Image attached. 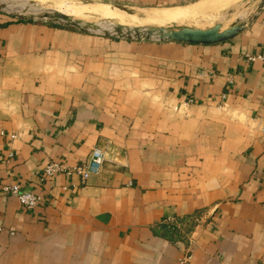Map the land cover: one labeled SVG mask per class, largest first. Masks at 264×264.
Masks as SVG:
<instances>
[{
	"label": "crops",
	"instance_id": "1",
	"mask_svg": "<svg viewBox=\"0 0 264 264\" xmlns=\"http://www.w3.org/2000/svg\"><path fill=\"white\" fill-rule=\"evenodd\" d=\"M248 53L264 54V6L214 43L94 35L0 10V264H263L264 67ZM103 145L87 180L42 177ZM7 182L42 202L24 208ZM197 211L186 231L169 227Z\"/></svg>",
	"mask_w": 264,
	"mask_h": 264
},
{
	"label": "rangeland",
	"instance_id": "2",
	"mask_svg": "<svg viewBox=\"0 0 264 264\" xmlns=\"http://www.w3.org/2000/svg\"><path fill=\"white\" fill-rule=\"evenodd\" d=\"M202 1H207L209 5L208 7H202V9H200L201 11L199 15L197 16L174 19L163 16L160 12V10L164 8H185L199 4ZM202 1L184 6L178 5L138 7L134 4L117 0H0V10L5 14L14 17L17 21L44 22L53 26H61L64 28L101 36H113L117 38H129L138 40H157L156 38H137L136 36H134V34H125L123 36L119 35L114 29V25L118 23L113 22L106 15L104 16L103 13L78 14L77 16H74V13H70V10L80 5L113 6L127 12L129 15L134 17V20H131V22L129 23L130 25L121 24L128 27L165 26L175 28L178 26H190L198 28H208L216 23H220L222 28H229L234 24L243 23L244 25L248 23L254 16V14L258 11V9L261 8L259 6L261 0H235L231 3L230 1L224 2V0ZM52 10H59L65 13L69 12L67 14H73L72 17L81 19L86 23L97 24V27L95 29L90 27L80 29L67 24L63 20L46 17L45 15L47 14V12H50ZM97 147L104 148L107 158V153H109L110 151L109 145L108 147L106 145ZM201 217H203V212L197 211L190 215V217L186 221L184 219H174L180 222V229L186 231L194 224L199 223Z\"/></svg>",
	"mask_w": 264,
	"mask_h": 264
},
{
	"label": "water",
	"instance_id": "3",
	"mask_svg": "<svg viewBox=\"0 0 264 264\" xmlns=\"http://www.w3.org/2000/svg\"><path fill=\"white\" fill-rule=\"evenodd\" d=\"M259 6H264V0H261ZM45 16L57 20H63L67 24L80 29L89 27L95 29L97 27V24L83 22L82 20L75 19L69 14L59 10H52L50 12H47ZM242 28V24H234L229 28H222L220 23H216L208 28H198L190 26H178L175 28L165 26L125 27L121 24L114 25L115 31L122 36L125 34H134V36H136L137 38H156L157 40H169L188 43H214L226 40L239 33Z\"/></svg>",
	"mask_w": 264,
	"mask_h": 264
},
{
	"label": "built area",
	"instance_id": "4",
	"mask_svg": "<svg viewBox=\"0 0 264 264\" xmlns=\"http://www.w3.org/2000/svg\"><path fill=\"white\" fill-rule=\"evenodd\" d=\"M247 59L250 61H260L264 67V54L263 53H248L246 54ZM192 102V99L189 100ZM12 139L16 138L15 133L10 134ZM8 156L11 158L14 156V152L11 150L8 152ZM106 159V151L102 147H95L91 152L90 156L86 160H82L75 165H68L66 162L61 160H53L46 164L42 170L43 178H51L56 174L63 173L67 175L77 174L83 180H87L91 175L98 174ZM2 190L6 194L14 195L18 198L21 205L26 209H34L41 202L43 197L35 192H27L22 190L21 184L17 182H7L2 185ZM168 223L174 224L176 227L181 228V224L174 218H169ZM190 238L189 234L187 235ZM190 254H186L183 260H188ZM264 264V263H263Z\"/></svg>",
	"mask_w": 264,
	"mask_h": 264
},
{
	"label": "bare ground",
	"instance_id": "5",
	"mask_svg": "<svg viewBox=\"0 0 264 264\" xmlns=\"http://www.w3.org/2000/svg\"><path fill=\"white\" fill-rule=\"evenodd\" d=\"M229 1L231 3L232 1H235V0H224V2H229ZM208 5L209 4L207 1H202L199 4H196V5L190 6V7H185V8L184 7L183 8H181V7L180 8H175V7L164 8V9L160 10V12L163 16H166L168 18H174V19H179V18H183V17L187 18L189 16L199 15V13L201 11L200 9H202V7L203 8L208 7ZM70 11H71L70 13H72V12L74 13V16H77L78 14L103 13L104 16L106 15L113 22L118 23V24H129L131 22V20H134V17L129 15L127 12H125L119 8L109 6V5H80V6H77L75 8H72ZM67 13H69V12H67ZM72 15H70V16H72ZM75 19H77V18H75ZM111 25H112V23H111ZM125 27H128V26H125Z\"/></svg>",
	"mask_w": 264,
	"mask_h": 264
},
{
	"label": "trees",
	"instance_id": "6",
	"mask_svg": "<svg viewBox=\"0 0 264 264\" xmlns=\"http://www.w3.org/2000/svg\"><path fill=\"white\" fill-rule=\"evenodd\" d=\"M168 224H169V227L172 228V229H173V227H176V226H173V224H170V223H168Z\"/></svg>",
	"mask_w": 264,
	"mask_h": 264
}]
</instances>
